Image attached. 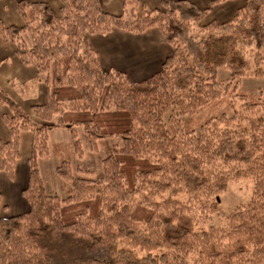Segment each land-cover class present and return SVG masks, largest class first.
<instances>
[{"label":"trees","instance_id":"obj_1","mask_svg":"<svg viewBox=\"0 0 264 264\" xmlns=\"http://www.w3.org/2000/svg\"><path fill=\"white\" fill-rule=\"evenodd\" d=\"M60 3L55 11L21 0L22 27L0 20V38L16 46L20 61L35 66L47 86L45 103L32 107L38 121L18 105L4 116L9 136L0 143V171L14 178L23 131L32 132L33 145L22 192L29 211L0 217V264H75L55 257L50 240L58 236L111 251L88 264H264V99L236 94L251 70L248 50L254 75H264V0H246L233 18L204 24L210 8L190 0H164L154 10L123 0L119 16L104 12L99 0ZM152 28L173 51L140 81L105 70L89 41L114 29L142 34ZM221 68L231 72L229 80L217 79ZM232 94L240 106L232 103L231 115L197 128L199 112ZM78 126L93 150L99 141L122 144L110 150L97 178L83 170L74 176L63 162L57 171L69 195L61 198L45 190L38 159L50 154L49 131L68 129L76 139ZM76 149L81 155L78 141ZM240 178L254 181L250 201L230 214L225 228L196 230Z\"/></svg>","mask_w":264,"mask_h":264},{"label":"rangeland","instance_id":"obj_2","mask_svg":"<svg viewBox=\"0 0 264 264\" xmlns=\"http://www.w3.org/2000/svg\"><path fill=\"white\" fill-rule=\"evenodd\" d=\"M142 5V4H141ZM150 9V8H149ZM129 12L125 13L126 18H130ZM24 38L29 47L33 45L32 38L28 32L24 33ZM264 57V51H263ZM248 58L251 63V70L248 75L243 77L240 81L239 89L236 94L241 95L247 93L250 96H255L264 99V75L255 76L254 71V54L248 50ZM264 69V65L262 66ZM45 80V76L40 75ZM134 80L145 79L143 77H135ZM149 78V77H148ZM231 78V72L227 69H219L217 79L219 81H227ZM38 83L29 81H13L9 88L2 85L0 82V103L6 108L5 115H13L15 110L12 108L17 105L25 111L22 107L24 102H27L37 90ZM234 94L225 96L222 100L212 105L210 108L204 109L195 117L197 128L202 126L211 118L219 117L226 113L232 114L231 104L236 103L240 106L239 97ZM19 97L21 100H19ZM22 104V105H21ZM64 105H62L63 107ZM5 121V117L3 116ZM6 123V121H5ZM77 138L68 129H52L49 131V156L38 159V170L43 180L44 188L48 193L57 195L61 198H66L69 190V184L65 182L58 175V167L67 161L72 169L73 175H77L79 170L91 172L93 178H97L103 174V160L109 155L110 150L119 148L122 141L118 138L109 139L106 141H99L96 150L91 148L88 137L85 133L84 127H75ZM30 133V130L23 131ZM3 140H0V143ZM81 144V155L76 149V142ZM26 142L23 139L22 150L23 157L20 158V165L18 172L13 179H9L10 186H5L0 183V217H10L21 211L19 198L26 202V198L20 195L16 198L14 186H18L21 178L28 180L30 173V165L27 157V150H25ZM29 148V145H28ZM30 157V156H29ZM17 166V164H16ZM26 185V184H25ZM254 181L251 178H240L231 181L226 192L219 195L217 201L210 205V209L206 215V219L201 221L196 230H208L210 227L225 228L228 224L230 214L237 208L250 201L253 195ZM186 196H181L180 200H185ZM10 199V200H9ZM15 199V202H13ZM15 203V204H14ZM27 203V202H26ZM9 205V206H8ZM28 205V204H27ZM26 212V211H25ZM24 212V213H25ZM15 213V214H14ZM20 213V212H17ZM50 239V238H49ZM51 244L55 246V257L64 263L88 264L90 259L105 260L109 257L111 251L108 249H91L90 244L82 241L79 238H71L69 236H58L51 239Z\"/></svg>","mask_w":264,"mask_h":264},{"label":"crops","instance_id":"obj_3","mask_svg":"<svg viewBox=\"0 0 264 264\" xmlns=\"http://www.w3.org/2000/svg\"><path fill=\"white\" fill-rule=\"evenodd\" d=\"M20 1L21 0H0V20H2L6 25L18 27H22L24 25V21L17 8ZM26 1L48 3L55 11H58L61 6L60 0ZM99 1L104 12L115 16L124 14L123 0ZM163 1L164 0H139L142 5L153 10L161 8ZM190 1L201 9L210 8L209 14L203 19L201 24L210 22L212 20L225 22L233 18L237 11L243 7L246 2V0H231L213 6V0ZM89 41L97 51L100 63L105 70L115 69L123 71L127 73L132 79L134 78L133 76H144L143 78L145 79L151 77L154 73L158 72L162 68L164 61L172 54L173 51L172 47L165 41L158 28H152L142 34L114 29L112 32L105 35H90ZM18 80H32L39 84L37 90L33 93L34 95L30 97L27 102H24L23 105L21 104L22 107L25 108V111L30 113L35 121H38V119L33 116L32 107L45 103L47 96L46 82L43 80V77L40 76L35 66H27L20 61L16 54V46L13 43L6 42L0 38V82L2 85L9 88L11 86V82ZM19 100H21L20 97ZM5 112L6 108L0 103V140H3L1 142H5L9 136V128L3 120ZM23 139H25L26 142L25 150H27V157L29 160L33 145L32 132L30 131V133H21L20 158L23 157ZM19 160L17 161V166L15 168V175L19 169ZM28 180L25 181L24 177H22L19 185L17 187L14 186L16 193L15 199H18L20 195L22 196L23 190L28 185ZM0 183L4 184L5 186L12 185L9 177L3 171H0ZM15 199L13 202H15ZM19 199L22 202L20 204L21 211L16 210V214L23 215L29 211V203L27 200L26 203L22 198Z\"/></svg>","mask_w":264,"mask_h":264}]
</instances>
